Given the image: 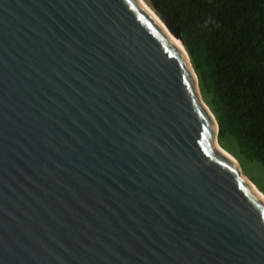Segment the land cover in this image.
Here are the masks:
<instances>
[{
  "label": "water",
  "instance_id": "1",
  "mask_svg": "<svg viewBox=\"0 0 264 264\" xmlns=\"http://www.w3.org/2000/svg\"><path fill=\"white\" fill-rule=\"evenodd\" d=\"M218 145L139 0H0V264H264V199Z\"/></svg>",
  "mask_w": 264,
  "mask_h": 264
},
{
  "label": "trees",
  "instance_id": "2",
  "mask_svg": "<svg viewBox=\"0 0 264 264\" xmlns=\"http://www.w3.org/2000/svg\"><path fill=\"white\" fill-rule=\"evenodd\" d=\"M179 31L220 145L264 168V0H146Z\"/></svg>",
  "mask_w": 264,
  "mask_h": 264
},
{
  "label": "rangeland",
  "instance_id": "3",
  "mask_svg": "<svg viewBox=\"0 0 264 264\" xmlns=\"http://www.w3.org/2000/svg\"><path fill=\"white\" fill-rule=\"evenodd\" d=\"M144 1L147 3L146 0H144ZM152 10H154V9L152 8ZM237 160L240 164V167L242 169L244 176H246L258 188V190L260 192H262V194H264V168H263V166H261L259 163H255V162H253V163L249 162V161H245V162L242 161L241 162L239 159H237Z\"/></svg>",
  "mask_w": 264,
  "mask_h": 264
},
{
  "label": "bare ground",
  "instance_id": "4",
  "mask_svg": "<svg viewBox=\"0 0 264 264\" xmlns=\"http://www.w3.org/2000/svg\"><path fill=\"white\" fill-rule=\"evenodd\" d=\"M141 2V4L144 6V8L159 22V24L166 30V32L168 33V35L170 36V38L177 44V46L186 54V56H188L186 49L183 45V43L181 42V40L177 39L176 37H174L172 34L169 33V31L167 30V28L165 27L163 21L160 19V17L158 16V14L152 10V8L144 1V0H139ZM220 151L224 152L225 154H227L229 157H231L237 164L241 175L246 179V181L260 194V196L264 199V194H262V192H260L258 190V188L246 177L244 176L242 169L240 167V164L238 162V160L232 155L230 154L228 151H226L224 148H222V146L218 145L217 147Z\"/></svg>",
  "mask_w": 264,
  "mask_h": 264
}]
</instances>
